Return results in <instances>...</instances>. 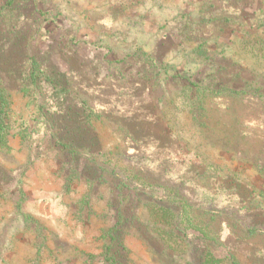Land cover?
Here are the masks:
<instances>
[{
	"label": "rangeland",
	"instance_id": "1",
	"mask_svg": "<svg viewBox=\"0 0 264 264\" xmlns=\"http://www.w3.org/2000/svg\"><path fill=\"white\" fill-rule=\"evenodd\" d=\"M0 110V264H264V0H0Z\"/></svg>",
	"mask_w": 264,
	"mask_h": 264
},
{
	"label": "trees",
	"instance_id": "2",
	"mask_svg": "<svg viewBox=\"0 0 264 264\" xmlns=\"http://www.w3.org/2000/svg\"><path fill=\"white\" fill-rule=\"evenodd\" d=\"M32 78L35 74H31ZM53 78L56 79L57 78V75H53ZM9 125V118H8V112L6 110H0V140L3 141L2 139V133H4V129L6 127H8ZM91 139V138H90ZM90 139L87 138V136L82 133V134H77L76 138L72 141L71 145H74L75 148H73L75 151H78L79 148H83L87 145V143H92V141H90ZM65 144V143H64ZM63 144V145H64ZM65 146V145H64ZM66 146H70V144H67ZM72 147V146H71ZM118 223V222H117ZM118 225V224H117ZM113 232L110 234L111 236L110 237H113L114 238V232L118 231L117 228H113L112 229Z\"/></svg>",
	"mask_w": 264,
	"mask_h": 264
}]
</instances>
